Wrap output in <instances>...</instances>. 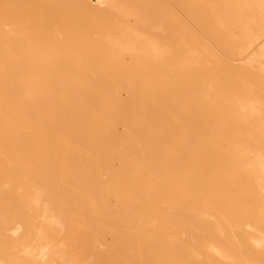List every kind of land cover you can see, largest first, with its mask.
<instances>
[{
    "label": "rangeland",
    "instance_id": "obj_1",
    "mask_svg": "<svg viewBox=\"0 0 264 264\" xmlns=\"http://www.w3.org/2000/svg\"><path fill=\"white\" fill-rule=\"evenodd\" d=\"M0 264H264V0H0Z\"/></svg>",
    "mask_w": 264,
    "mask_h": 264
}]
</instances>
